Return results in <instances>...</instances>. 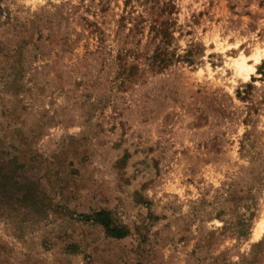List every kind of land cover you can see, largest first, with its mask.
I'll return each instance as SVG.
<instances>
[{"label":"rangeland","instance_id":"obj_1","mask_svg":"<svg viewBox=\"0 0 264 264\" xmlns=\"http://www.w3.org/2000/svg\"><path fill=\"white\" fill-rule=\"evenodd\" d=\"M149 4L0 0V264H264V0H175L159 72Z\"/></svg>","mask_w":264,"mask_h":264},{"label":"trees","instance_id":"obj_2","mask_svg":"<svg viewBox=\"0 0 264 264\" xmlns=\"http://www.w3.org/2000/svg\"><path fill=\"white\" fill-rule=\"evenodd\" d=\"M129 0H127L128 2ZM149 2L150 13V25L149 29L154 34L156 39H159L152 54L148 57L149 69L151 71H162L170 64L182 60L188 63H193V56L191 50H186L183 54L177 53L171 46L172 30L175 22L172 19V14L176 13L177 7L175 0H143ZM131 13V12H129ZM136 17L140 19L138 24H141L145 19L141 15L132 17L130 14L129 19L135 21ZM137 25L135 21L134 27ZM139 26V25H138ZM136 26V27H138ZM95 221L103 225L106 233L113 237H123L127 234V231L118 225H115L110 218V215L105 210H100L95 213Z\"/></svg>","mask_w":264,"mask_h":264},{"label":"bare ground","instance_id":"obj_3","mask_svg":"<svg viewBox=\"0 0 264 264\" xmlns=\"http://www.w3.org/2000/svg\"><path fill=\"white\" fill-rule=\"evenodd\" d=\"M259 55V54H258ZM258 55H256V56H258Z\"/></svg>","mask_w":264,"mask_h":264}]
</instances>
